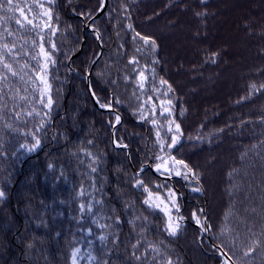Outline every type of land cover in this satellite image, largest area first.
<instances>
[{
	"label": "trees",
	"instance_id": "obj_1",
	"mask_svg": "<svg viewBox=\"0 0 264 264\" xmlns=\"http://www.w3.org/2000/svg\"><path fill=\"white\" fill-rule=\"evenodd\" d=\"M102 2L0 0V264H264V0H108L68 65Z\"/></svg>",
	"mask_w": 264,
	"mask_h": 264
},
{
	"label": "water",
	"instance_id": "obj_2",
	"mask_svg": "<svg viewBox=\"0 0 264 264\" xmlns=\"http://www.w3.org/2000/svg\"><path fill=\"white\" fill-rule=\"evenodd\" d=\"M108 5V0H103L102 2V5L100 6V8L98 9V11L96 12L95 15H93L89 20H85L84 16L83 15H79V14H76L77 17H79L82 21H83V37H82V42H81V45H80V48L79 50L72 54L71 57L69 58L68 60V65H70V62L71 60L78 56L82 50H83V47L85 45V42H86V31H94V28L92 26V23L98 19L102 13L105 11L106 7ZM97 35V42H98V45H99V52L97 54V56L95 57V59L93 60L91 66H90V69L89 71L87 72L86 74V84H87V88H88V91L90 93V96H91V99L93 101V104L95 105V107L99 110V111H102V112H111V113H114L117 118H116V121L113 125V128H112V136H111V141H112V144L115 148L117 149H126L128 151V157L130 158V154H129V148L127 145H120L117 143L116 141V136H115V132H116V128L118 127V125L121 123L122 121V116L121 114L115 110L112 105H103L99 102L97 96L95 95L94 91H93V88L91 86V78H90V75H91V71L93 70V67L94 65L96 64V62L99 60V58L102 56V53H103V47H102V44H101V39H100V34L99 33H96ZM112 102V100H111ZM147 169L150 170L152 173H154L155 175L163 178V179H167V180H170L171 182L173 181V179L175 178V176H171V175H167V174H164V173H161L159 171H156L155 169H153L149 164H147ZM181 210H178V219L181 220ZM193 223V222H191ZM195 226L199 227L197 223H194ZM208 231V223H206V232ZM200 232H201V237L204 236V230L202 228H200ZM226 259V257H224Z\"/></svg>",
	"mask_w": 264,
	"mask_h": 264
},
{
	"label": "rangeland",
	"instance_id": "obj_3",
	"mask_svg": "<svg viewBox=\"0 0 264 264\" xmlns=\"http://www.w3.org/2000/svg\"><path fill=\"white\" fill-rule=\"evenodd\" d=\"M164 168H167V166H164Z\"/></svg>",
	"mask_w": 264,
	"mask_h": 264
}]
</instances>
